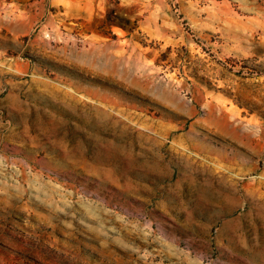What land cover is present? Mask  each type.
<instances>
[{"label": "rangeland", "instance_id": "rangeland-1", "mask_svg": "<svg viewBox=\"0 0 264 264\" xmlns=\"http://www.w3.org/2000/svg\"><path fill=\"white\" fill-rule=\"evenodd\" d=\"M0 264H264V0H0Z\"/></svg>", "mask_w": 264, "mask_h": 264}]
</instances>
